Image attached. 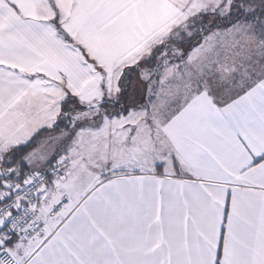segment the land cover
<instances>
[{
	"label": "crops",
	"instance_id": "1",
	"mask_svg": "<svg viewBox=\"0 0 264 264\" xmlns=\"http://www.w3.org/2000/svg\"><path fill=\"white\" fill-rule=\"evenodd\" d=\"M202 2L0 0V151L54 125L32 127L60 118L64 101L104 96L119 62L146 43L177 38L190 54L162 125L167 151L125 160L122 168L136 167L106 174L87 193H65L69 205L36 238L0 240L17 264H264V15L233 0L214 15L223 29L212 45L184 46L193 39H179L188 13ZM23 125L31 133L19 142ZM25 161L27 172L38 170Z\"/></svg>",
	"mask_w": 264,
	"mask_h": 264
},
{
	"label": "rangeland",
	"instance_id": "2",
	"mask_svg": "<svg viewBox=\"0 0 264 264\" xmlns=\"http://www.w3.org/2000/svg\"><path fill=\"white\" fill-rule=\"evenodd\" d=\"M261 2L262 0L256 1L258 7L255 5L252 8L248 7L247 13L252 16L262 14L259 13L260 9L264 10V4H259ZM231 3L233 0H203L198 9L188 13L190 28L179 39L182 41L193 39L184 46L206 48L212 45L215 40L212 38L213 33L223 29L214 27L217 22H215V16L227 14ZM195 21L197 23L191 25ZM175 39L177 38L158 39L146 43L140 51L127 60L119 62L120 67L113 72L112 85L107 87L104 96L87 100L81 98V103L70 102L68 105L71 110L77 107L83 108L87 104L90 107L86 108L87 110L84 109L86 112H74L68 116L67 120L64 114L60 118L54 116L38 120L32 126L42 123L47 125L54 121L66 123L70 128L66 132L51 129L53 132L49 130L50 132L46 135L44 133L38 144L39 148L25 156L27 161L39 165L40 169L49 163L59 165L63 171V175L57 178L58 181L61 179V182L53 187L54 194H51L50 200H44L46 212L41 213L45 218H48L63 194L69 191L76 195L87 193L106 174L113 173L114 170L116 173L124 171L128 173L136 167L122 168L120 165L125 160H136L135 162L140 160L147 163L153 158L156 161L160 152L167 151L169 142L164 135L162 125L169 108L173 109L178 95V63L190 62V54L184 55L186 52L178 46ZM125 93L128 97L124 95ZM127 98L130 99L128 106H124L127 109L123 108L118 113L114 111L111 102L117 103L121 99L128 101ZM22 128L25 129L23 138L17 140L19 142L28 139L31 133L25 132L27 128L24 125ZM94 130H97V134H94ZM117 142L122 145L119 147L121 149L109 152L108 146ZM7 155L9 157L5 161L4 158ZM61 155L67 157V172L66 166L59 158ZM13 159L12 150L0 151V173L7 171V162L11 163ZM10 172L18 177L19 166L11 169ZM65 175L66 178H64ZM66 195L70 200V194ZM49 220L52 218H48L47 223Z\"/></svg>",
	"mask_w": 264,
	"mask_h": 264
},
{
	"label": "built area",
	"instance_id": "3",
	"mask_svg": "<svg viewBox=\"0 0 264 264\" xmlns=\"http://www.w3.org/2000/svg\"><path fill=\"white\" fill-rule=\"evenodd\" d=\"M10 171L0 173V240L15 238L34 239L47 225V219L61 215L70 200L63 195L48 218L40 210L41 196L51 179L63 175L62 168L49 164L31 171L18 182L11 185L7 176ZM0 264H17L14 254L0 245Z\"/></svg>",
	"mask_w": 264,
	"mask_h": 264
},
{
	"label": "trees",
	"instance_id": "4",
	"mask_svg": "<svg viewBox=\"0 0 264 264\" xmlns=\"http://www.w3.org/2000/svg\"><path fill=\"white\" fill-rule=\"evenodd\" d=\"M256 1L257 0H246V3H249L252 7L255 5V6H259L256 4ZM264 0H262L261 3L259 4H264L263 2ZM261 6V5H260ZM234 9V8H233ZM238 9V8H237ZM237 9L235 11H232V17L231 19H224V21H234L235 18L239 15V11H237ZM260 11L262 13H264V10L263 9H260ZM223 20V19H222ZM216 27V26H214ZM184 43V42H183ZM126 95V93L124 94ZM130 95V93H129ZM126 97H128V95H126ZM128 99V98H127ZM130 99H128V101H123L121 99V101L115 103V102H111V104H113V108H114V111H116L117 113L122 111L124 106H128V103H129ZM105 102V101H104ZM70 104V100H66L63 102L62 104V111H63V114L65 115L66 117V120L69 119L68 116L71 115L72 113H74L75 111H78V110H83V109H86L88 107H90L89 105H84L83 108H72L70 110V108H68V105ZM124 108V109H127V108ZM125 111V110H124ZM67 115V116H66ZM68 125H66V123L62 124V123H58L56 122L54 125L52 126H49V127H44L42 129H40L28 142L26 143H23V144H20L19 146H16L12 149V152H13V160L11 163H8L7 162V170L11 171L12 168H15L17 166H19V170H20V174L18 177H15V174H11L10 172V175L7 176L8 179H10V183L11 185H13L14 183L20 181L25 175H26V172H27V164H26V161H25V156L30 153L32 150H34L35 148L38 147V144L41 140V137L42 135L53 129V130H64V129H68ZM9 155L5 156V161H7ZM49 165V164H48Z\"/></svg>",
	"mask_w": 264,
	"mask_h": 264
}]
</instances>
